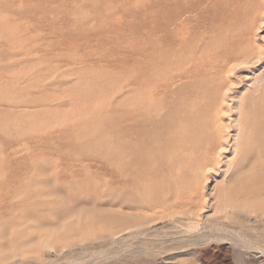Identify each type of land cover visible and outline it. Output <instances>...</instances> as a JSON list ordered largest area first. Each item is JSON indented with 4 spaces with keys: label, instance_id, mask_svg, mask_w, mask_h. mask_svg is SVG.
I'll use <instances>...</instances> for the list:
<instances>
[{
    "label": "rangeland",
    "instance_id": "374dc122",
    "mask_svg": "<svg viewBox=\"0 0 264 264\" xmlns=\"http://www.w3.org/2000/svg\"><path fill=\"white\" fill-rule=\"evenodd\" d=\"M263 11L0 0V264H264V164L203 189L207 141L182 147L230 74L240 92L228 62ZM247 110L259 125L264 95Z\"/></svg>",
    "mask_w": 264,
    "mask_h": 264
},
{
    "label": "bare ground",
    "instance_id": "6f19581e",
    "mask_svg": "<svg viewBox=\"0 0 264 264\" xmlns=\"http://www.w3.org/2000/svg\"><path fill=\"white\" fill-rule=\"evenodd\" d=\"M263 27L264 14L260 24L253 32L255 39L248 40L240 52L229 59L228 64L232 62L231 68L237 67L246 71L244 74L237 75L238 82L243 84L240 92L235 96L233 95L237 80L230 74L229 82L223 86L219 95V103L211 114L203 118L198 128L199 131L186 127V137H184L186 141L182 147L190 144L193 147L201 138L207 141L206 157L204 162L200 164L197 174L195 173L198 175L201 169H205L206 177L203 181V189H206L207 180L212 171L220 169L223 182L228 183L233 181L228 179L232 172L235 173L240 170L243 173H250L259 163L264 164V130L262 128L264 117L258 125L257 122L251 120L247 110L249 96L252 95L259 99L264 95V69H262L264 68V44H261V40L258 42ZM262 40L264 41V36ZM143 96V93H139V98ZM210 142L211 145L208 147ZM195 181L198 183V177ZM229 206L234 209L238 205L229 204ZM221 207L226 209L227 205H221ZM242 209L251 211L253 207L244 205ZM145 223L143 221L137 225L142 226L141 224L144 225ZM115 235L116 233H112V236Z\"/></svg>",
    "mask_w": 264,
    "mask_h": 264
}]
</instances>
